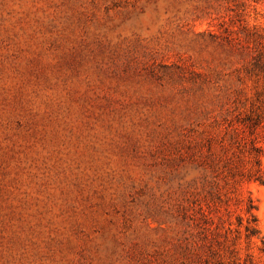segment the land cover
I'll return each instance as SVG.
<instances>
[{"label": "rangeland", "instance_id": "1", "mask_svg": "<svg viewBox=\"0 0 264 264\" xmlns=\"http://www.w3.org/2000/svg\"><path fill=\"white\" fill-rule=\"evenodd\" d=\"M262 51L264 0H0V264H206L196 143Z\"/></svg>", "mask_w": 264, "mask_h": 264}, {"label": "trees", "instance_id": "2", "mask_svg": "<svg viewBox=\"0 0 264 264\" xmlns=\"http://www.w3.org/2000/svg\"><path fill=\"white\" fill-rule=\"evenodd\" d=\"M245 71L220 101L210 128L195 147L201 179L210 188L204 198L185 206L183 220L187 234L195 228L198 245L207 248L202 258L206 264H259L251 251L254 239L264 253L257 203L250 192L235 191L246 181L264 184V51ZM222 182L232 190L223 194ZM234 205L243 211L236 214L235 223L230 220Z\"/></svg>", "mask_w": 264, "mask_h": 264}]
</instances>
